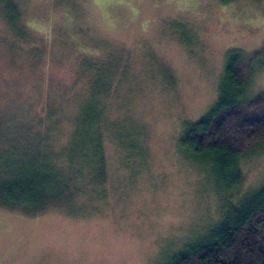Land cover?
<instances>
[{"label":"rangeland","instance_id":"obj_1","mask_svg":"<svg viewBox=\"0 0 264 264\" xmlns=\"http://www.w3.org/2000/svg\"><path fill=\"white\" fill-rule=\"evenodd\" d=\"M261 94L264 0H0V188L24 163L55 196L0 205V264H173L201 246L264 190V141L235 187L187 137Z\"/></svg>","mask_w":264,"mask_h":264},{"label":"trees","instance_id":"obj_2","mask_svg":"<svg viewBox=\"0 0 264 264\" xmlns=\"http://www.w3.org/2000/svg\"><path fill=\"white\" fill-rule=\"evenodd\" d=\"M242 73L243 67L229 64L228 75L235 83L242 80ZM236 100L209 113L187 137L193 152L207 154L218 163L220 170L236 172L235 187L240 183L239 161L252 144L264 141V94L245 104H238ZM12 165L14 171L8 184L0 188V205L27 204L29 207L32 204L30 207L41 209L45 200L55 197L42 172L38 174L35 168L24 163ZM20 172H25L21 180L15 178ZM73 175L83 183V174L74 172ZM173 264H264V190L228 213L207 242L180 255Z\"/></svg>","mask_w":264,"mask_h":264}]
</instances>
